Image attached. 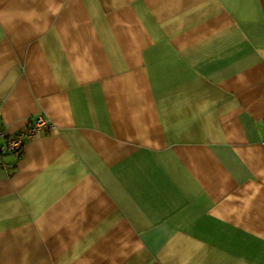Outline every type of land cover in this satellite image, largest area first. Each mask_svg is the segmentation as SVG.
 I'll use <instances>...</instances> for the list:
<instances>
[{
  "label": "crops",
  "instance_id": "obj_1",
  "mask_svg": "<svg viewBox=\"0 0 264 264\" xmlns=\"http://www.w3.org/2000/svg\"><path fill=\"white\" fill-rule=\"evenodd\" d=\"M0 264H264V0H0Z\"/></svg>",
  "mask_w": 264,
  "mask_h": 264
},
{
  "label": "built area",
  "instance_id": "obj_2",
  "mask_svg": "<svg viewBox=\"0 0 264 264\" xmlns=\"http://www.w3.org/2000/svg\"><path fill=\"white\" fill-rule=\"evenodd\" d=\"M52 127L47 117L38 115L26 131L18 132L16 135H8L4 129L0 128V167L6 169L8 167L5 162L7 155L20 154L26 141ZM262 142L264 143V138Z\"/></svg>",
  "mask_w": 264,
  "mask_h": 264
}]
</instances>
